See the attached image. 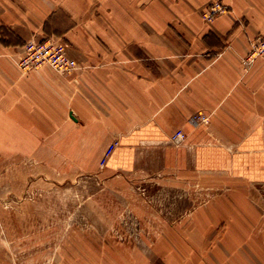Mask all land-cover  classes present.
<instances>
[{
	"label": "crops",
	"instance_id": "1",
	"mask_svg": "<svg viewBox=\"0 0 264 264\" xmlns=\"http://www.w3.org/2000/svg\"><path fill=\"white\" fill-rule=\"evenodd\" d=\"M214 1L0 0V159L21 158L47 173L72 164L114 171L173 165L231 188L264 185V58L244 63L251 40L264 34V0H220L227 11L206 22L201 12ZM53 36L78 68L22 70L25 43ZM198 114L208 122L193 123ZM179 129L186 138L173 142ZM234 192L224 199L248 200ZM217 205L206 216L225 224L204 231L220 227L225 235L215 242L194 235L190 247L205 251L192 263L262 264L264 225L241 219L260 211ZM94 258L86 252L83 259Z\"/></svg>",
	"mask_w": 264,
	"mask_h": 264
},
{
	"label": "rangeland",
	"instance_id": "2",
	"mask_svg": "<svg viewBox=\"0 0 264 264\" xmlns=\"http://www.w3.org/2000/svg\"><path fill=\"white\" fill-rule=\"evenodd\" d=\"M74 166L47 173L21 158L0 159V258L6 264H86V252L95 254L87 264H130L133 257L135 264L142 258L175 264L176 254V264H193L192 255L205 251L190 247L194 235H208L211 242L225 235L220 227L204 231L225 224L222 217L206 216L215 203L247 214L259 210V217L241 219L264 225V185L231 188L222 179L212 183L207 173L186 174L173 165L134 171ZM232 191L246 192L248 200L224 199ZM104 225L112 230L97 231ZM192 225L198 233L187 231ZM87 242L96 247L84 249ZM194 262L209 264L206 258Z\"/></svg>",
	"mask_w": 264,
	"mask_h": 264
},
{
	"label": "built area",
	"instance_id": "3",
	"mask_svg": "<svg viewBox=\"0 0 264 264\" xmlns=\"http://www.w3.org/2000/svg\"><path fill=\"white\" fill-rule=\"evenodd\" d=\"M227 11L226 5L220 0H215L203 12V17L207 21L214 20L218 15ZM23 54L18 60L20 68L24 71H32L49 66L54 70L70 74L78 68V64L66 51L65 44L61 38L48 37L44 40H29L25 43ZM258 58H264V34L258 35L251 40V51L244 58V63L251 66ZM209 116L198 114L192 118L195 124L208 122ZM186 138L183 129L177 130L171 137L173 142H181ZM117 142L111 144L107 150L110 155L115 149Z\"/></svg>",
	"mask_w": 264,
	"mask_h": 264
}]
</instances>
